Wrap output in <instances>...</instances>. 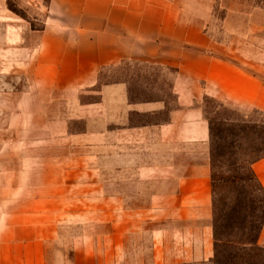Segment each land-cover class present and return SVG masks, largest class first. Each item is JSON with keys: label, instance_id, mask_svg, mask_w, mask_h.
<instances>
[{"label": "crops", "instance_id": "crops-1", "mask_svg": "<svg viewBox=\"0 0 264 264\" xmlns=\"http://www.w3.org/2000/svg\"><path fill=\"white\" fill-rule=\"evenodd\" d=\"M19 1L46 14L34 30L0 0V82H12L0 92L9 96V118L55 130L74 152L71 168L21 169L20 183L0 185V264L211 263L212 133L199 104L211 97L264 113V77L225 54L242 48L248 62L264 66V42L252 41L264 33V6ZM216 7L241 45L211 35ZM126 64L171 72L173 101L133 100L125 80L98 87L103 70ZM253 170L264 187V159ZM37 175L57 179L37 184Z\"/></svg>", "mask_w": 264, "mask_h": 264}, {"label": "rangeland", "instance_id": "rangeland-1", "mask_svg": "<svg viewBox=\"0 0 264 264\" xmlns=\"http://www.w3.org/2000/svg\"><path fill=\"white\" fill-rule=\"evenodd\" d=\"M42 5L47 6V0H42ZM255 5L264 6V0H255ZM8 7L14 9L16 12H13L19 17L28 20L34 30L42 29L45 11L38 13L40 15L38 16L29 8L24 7L19 0H8ZM224 18L225 12L216 7L213 20L209 24L211 35L225 43L233 39L241 45L244 39L231 38L232 36L225 33ZM252 41L258 46V43L264 42V33L257 34ZM243 51L242 48L239 51L235 48L233 52L229 50L225 54L236 63L264 77V66L258 61L248 62ZM253 51L256 56L260 53L258 48ZM260 58L257 57V60ZM136 76L140 79H136ZM171 78L172 73L169 71L153 69L145 65L126 64L118 68L103 70L98 87L125 80L129 83L133 100L167 99L172 102L174 97L171 93L173 83ZM7 83L12 82H0L2 85ZM22 83L18 85V91L24 89ZM12 96L17 100V95ZM82 99L88 101L97 99V96L84 95ZM41 100V96H38L35 104L39 106ZM8 101L9 96L0 92V185L17 181L20 183V180L24 178L16 172L21 169L45 168L51 171L62 167L71 168L74 148L56 141L55 130L31 126L24 128L22 126L26 123L21 118L15 117L14 114L9 118L12 111L7 106ZM199 105L210 121L216 144L221 146L214 153V168L212 167L214 174L222 179L220 186L226 189L229 198H232L238 190L247 203L254 200L255 203L264 204V193L253 190L256 182L252 173L253 163L260 157H264V144L261 140V137H264V113L258 110H243L211 97H205ZM27 125L38 126V122ZM31 179L39 184L56 182L57 178L54 175H37ZM223 239L231 240L226 236ZM258 246L261 248V256L256 264H264V224L258 239ZM245 258H247L246 254L238 250L232 255L226 254L224 259L222 258V264H228V259L233 260L234 264H242ZM209 264H215V255Z\"/></svg>", "mask_w": 264, "mask_h": 264}, {"label": "trees", "instance_id": "trees-1", "mask_svg": "<svg viewBox=\"0 0 264 264\" xmlns=\"http://www.w3.org/2000/svg\"><path fill=\"white\" fill-rule=\"evenodd\" d=\"M49 1L50 0H47L48 3ZM10 9L16 12L14 9ZM211 133V162L214 168V153L221 146L216 144L214 140L215 137L212 127ZM261 140H263L264 144V137H261ZM261 159H264V157H260L258 160ZM252 173L256 182L253 190L255 192L264 193V187L259 182L254 171ZM212 181L215 264H222V258L224 259L226 254L232 255L238 250H242L247 257L242 260V264H256L261 256V248L258 246V239L264 224V204L255 203L254 200H250V202L247 203L244 196H242L238 190L232 198H229L226 189L220 186L222 179H219L214 172ZM225 236L229 237L231 240L223 239ZM227 263L234 264V261L228 259Z\"/></svg>", "mask_w": 264, "mask_h": 264}]
</instances>
